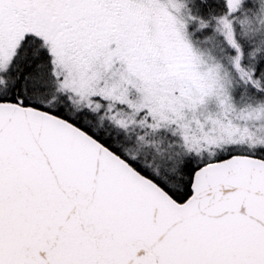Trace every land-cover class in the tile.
<instances>
[{
	"label": "snow or ice",
	"instance_id": "snow-or-ice-1",
	"mask_svg": "<svg viewBox=\"0 0 264 264\" xmlns=\"http://www.w3.org/2000/svg\"><path fill=\"white\" fill-rule=\"evenodd\" d=\"M0 264H264V0H0Z\"/></svg>",
	"mask_w": 264,
	"mask_h": 264
}]
</instances>
